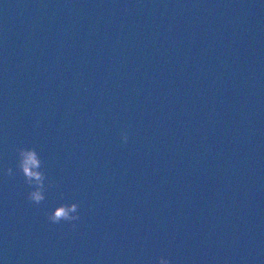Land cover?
<instances>
[{
  "label": "water",
  "instance_id": "water-1",
  "mask_svg": "<svg viewBox=\"0 0 264 264\" xmlns=\"http://www.w3.org/2000/svg\"><path fill=\"white\" fill-rule=\"evenodd\" d=\"M160 257L264 264V0H0V264Z\"/></svg>",
  "mask_w": 264,
  "mask_h": 264
},
{
  "label": "clouds",
  "instance_id": "clouds-1",
  "mask_svg": "<svg viewBox=\"0 0 264 264\" xmlns=\"http://www.w3.org/2000/svg\"><path fill=\"white\" fill-rule=\"evenodd\" d=\"M128 141L129 134L125 131L122 133V142L126 144ZM17 153L16 169L23 175L25 183L31 189L28 192V200L35 205H40L46 199V192L57 185L54 181H48L44 170V161L36 148L19 147ZM14 174L13 168L9 167L6 175L13 176ZM80 219V204L78 202L62 203L48 214V220L52 224L68 222L73 231L77 229V222ZM159 264H171V261L160 257Z\"/></svg>",
  "mask_w": 264,
  "mask_h": 264
}]
</instances>
